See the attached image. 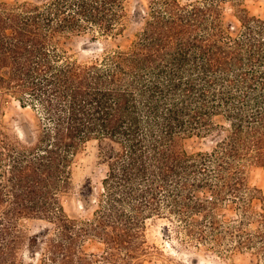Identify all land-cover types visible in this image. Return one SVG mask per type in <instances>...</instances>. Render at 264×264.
<instances>
[{
    "label": "trees",
    "instance_id": "obj_1",
    "mask_svg": "<svg viewBox=\"0 0 264 264\" xmlns=\"http://www.w3.org/2000/svg\"><path fill=\"white\" fill-rule=\"evenodd\" d=\"M128 1L0 0V101L35 111L20 135L0 110V264H26V249L41 264H146L154 218L264 264V193L250 182L264 169V15L248 0H150L128 47L74 59L68 40L123 34ZM193 137L216 144L190 153ZM92 154L103 188L89 178L93 216L72 219L63 199ZM30 220L53 227L29 235ZM90 239L104 251L88 253Z\"/></svg>",
    "mask_w": 264,
    "mask_h": 264
},
{
    "label": "rangeland",
    "instance_id": "obj_2",
    "mask_svg": "<svg viewBox=\"0 0 264 264\" xmlns=\"http://www.w3.org/2000/svg\"><path fill=\"white\" fill-rule=\"evenodd\" d=\"M150 0H129L128 18L126 30L116 37L95 40L92 34L76 37L66 42V49L70 55L80 62H94L101 60L109 51L128 47L136 37L140 28L138 21L141 10L146 9ZM250 10L259 15H264V0H248ZM225 13L228 21L237 23L234 10L230 3L225 5ZM0 110L5 121L20 135L30 131V124L35 119V111L32 108H23L19 101L12 96L0 101ZM216 141L193 137L186 140V148L190 153L198 151H211ZM107 170L99 166L97 158L90 155L85 161H81V168L76 173L74 188L64 196L63 204L66 212L72 219L86 220L93 216V208H90L86 197L81 193L82 186L89 178H92L96 187V196L102 191L103 180ZM250 182L264 193V169L251 168ZM89 198V194H88ZM229 218L235 214L227 211ZM178 223H172L168 219L154 218L148 221L147 241L150 253L145 256L146 264H257V260L249 261L247 255L220 254L209 244L192 242L185 230L179 228ZM53 227L46 221L30 220L25 222V228L29 235H36L46 228ZM156 247V248H155ZM88 253H101L105 245L98 239H90L85 242ZM26 264H41L40 257L33 258L24 250Z\"/></svg>",
    "mask_w": 264,
    "mask_h": 264
}]
</instances>
